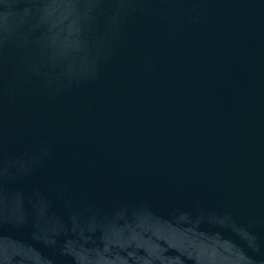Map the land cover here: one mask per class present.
Instances as JSON below:
<instances>
[{"label": "water", "instance_id": "1", "mask_svg": "<svg viewBox=\"0 0 264 264\" xmlns=\"http://www.w3.org/2000/svg\"><path fill=\"white\" fill-rule=\"evenodd\" d=\"M0 264H264V0H0Z\"/></svg>", "mask_w": 264, "mask_h": 264}]
</instances>
